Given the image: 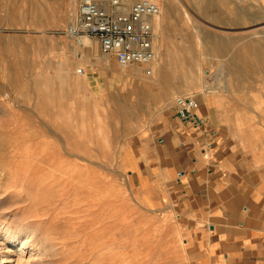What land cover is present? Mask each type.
Segmentation results:
<instances>
[{
  "label": "rangeland",
  "instance_id": "obj_1",
  "mask_svg": "<svg viewBox=\"0 0 264 264\" xmlns=\"http://www.w3.org/2000/svg\"><path fill=\"white\" fill-rule=\"evenodd\" d=\"M157 1L153 77L170 52L173 65L164 84L142 91L137 69L96 82L93 64L117 60L66 33L80 0H0V264L9 250L5 264H193L176 215L136 199L120 147L154 91L176 104L207 87H245L236 61L264 56V0ZM215 33L223 56L208 65ZM89 65L96 72L84 81Z\"/></svg>",
  "mask_w": 264,
  "mask_h": 264
},
{
  "label": "crops",
  "instance_id": "obj_2",
  "mask_svg": "<svg viewBox=\"0 0 264 264\" xmlns=\"http://www.w3.org/2000/svg\"><path fill=\"white\" fill-rule=\"evenodd\" d=\"M206 49L212 54L206 64H217L223 56L222 36H210ZM170 55L161 61L154 81L131 73L142 91L166 79L165 71L173 65ZM236 62V81L245 87L199 92L193 97L199 103L195 119L179 115L178 100L186 97L174 104L171 94L162 101L156 91L144 96L146 107L130 120L133 129L119 151L136 199L146 208L176 215L193 264H264V56ZM260 62L263 67H256ZM117 64L94 63L96 82L130 74L119 72ZM84 70L94 77L93 67ZM206 72L208 83L216 80ZM256 81L260 84L254 88Z\"/></svg>",
  "mask_w": 264,
  "mask_h": 264
},
{
  "label": "built area",
  "instance_id": "obj_3",
  "mask_svg": "<svg viewBox=\"0 0 264 264\" xmlns=\"http://www.w3.org/2000/svg\"><path fill=\"white\" fill-rule=\"evenodd\" d=\"M78 13L66 33L79 45L95 42L104 55L114 56L123 69L142 68L151 77L159 59L158 19L161 7L152 0H80ZM81 75L85 74L80 69ZM179 100H182L180 103ZM178 100L180 111L195 119L199 103L192 97Z\"/></svg>",
  "mask_w": 264,
  "mask_h": 264
},
{
  "label": "bare ground",
  "instance_id": "obj_4",
  "mask_svg": "<svg viewBox=\"0 0 264 264\" xmlns=\"http://www.w3.org/2000/svg\"><path fill=\"white\" fill-rule=\"evenodd\" d=\"M155 3H157L160 7H161V9H162V5H160V3L157 1V0H153ZM161 38V37H160ZM90 41V40H89ZM92 42V41H91ZM94 44V43H93ZM91 45V44H90ZM160 53H161V51H160ZM137 70H133L132 72H130V73H136V75L138 76V77H141L142 79H143V81H145V82H147V81H154V80H156V76L157 75H155L154 77L152 76V77H148V76H145L144 75V73H140V68H136ZM166 69V68H165ZM165 72H167V71H165ZM164 71H163V73H165ZM69 74V73H68ZM157 74V73H156ZM168 74H171V73H168ZM70 75V74H69ZM72 76V75H71ZM80 77H82V79L84 80V81H86L87 80V75L86 74H84V75H82V76H80ZM164 77H165V75H164ZM169 77V76H168ZM167 78V77H166ZM67 80H68V78H67ZM79 80V79H78ZM161 83V82H160ZM165 82L163 81V84H164ZM167 84V83H166ZM8 235V234H7ZM11 235H9V237H10ZM8 237V238H9ZM7 238V237H6ZM31 238V237H30ZM3 242V241H2ZM6 243V242H5ZM5 243L3 242V243H1L0 244V246L1 245H5ZM26 244L24 243L23 244V246H25ZM8 248V247H7ZM10 249V248H9ZM8 249V250H9ZM12 250H9V251H7V253L9 254L7 257H6V259L7 260H5V261H3L2 262V264H5V263H9V262H11V260H10V258H12ZM21 258H22V256L18 259V260H15L16 262H17V264H19L20 262H21Z\"/></svg>",
  "mask_w": 264,
  "mask_h": 264
},
{
  "label": "water",
  "instance_id": "obj_5",
  "mask_svg": "<svg viewBox=\"0 0 264 264\" xmlns=\"http://www.w3.org/2000/svg\"><path fill=\"white\" fill-rule=\"evenodd\" d=\"M179 102L181 103L182 100H179ZM179 115H180L182 118H184V119H191V117L188 116V115H187V112H185V111H180Z\"/></svg>",
  "mask_w": 264,
  "mask_h": 264
}]
</instances>
